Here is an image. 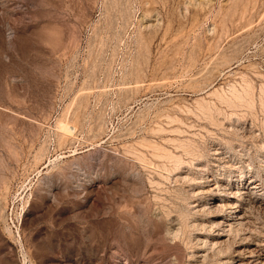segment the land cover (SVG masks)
<instances>
[{
	"label": "rangeland",
	"instance_id": "374dc122",
	"mask_svg": "<svg viewBox=\"0 0 264 264\" xmlns=\"http://www.w3.org/2000/svg\"><path fill=\"white\" fill-rule=\"evenodd\" d=\"M248 255L264 257V0H0V264Z\"/></svg>",
	"mask_w": 264,
	"mask_h": 264
},
{
	"label": "bare ground",
	"instance_id": "6f19581e",
	"mask_svg": "<svg viewBox=\"0 0 264 264\" xmlns=\"http://www.w3.org/2000/svg\"><path fill=\"white\" fill-rule=\"evenodd\" d=\"M254 188H256V187H254ZM227 194H229V193H227ZM240 198H241L240 200L242 202H249L250 199H251L249 197L248 193H242V196ZM230 211H231V214H234V215H230L225 221L219 222V224L221 226H223L224 228H228V231L231 232L232 228L235 227V226H238V227L242 226L243 227V225L245 224L244 223L245 217H243V215L236 214V212H238V210H236L235 208H234V210H230ZM251 258H253V256L252 255H248L245 258L246 262L244 264H264V257H263L262 260L258 259L256 262H252V261L250 262Z\"/></svg>",
	"mask_w": 264,
	"mask_h": 264
}]
</instances>
